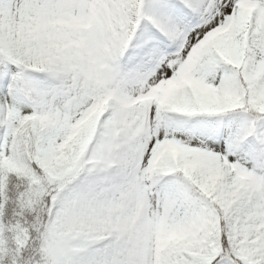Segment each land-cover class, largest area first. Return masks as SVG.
<instances>
[{"label": "snow or ice", "instance_id": "1", "mask_svg": "<svg viewBox=\"0 0 264 264\" xmlns=\"http://www.w3.org/2000/svg\"><path fill=\"white\" fill-rule=\"evenodd\" d=\"M0 264H264V0H0Z\"/></svg>", "mask_w": 264, "mask_h": 264}]
</instances>
